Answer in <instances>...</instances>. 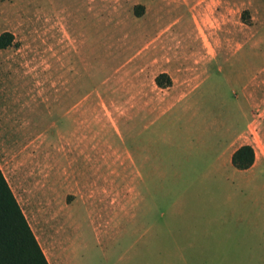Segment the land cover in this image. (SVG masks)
I'll use <instances>...</instances> for the list:
<instances>
[{"label": "rangeland", "instance_id": "rangeland-1", "mask_svg": "<svg viewBox=\"0 0 264 264\" xmlns=\"http://www.w3.org/2000/svg\"><path fill=\"white\" fill-rule=\"evenodd\" d=\"M0 39V170L49 264H264V166L257 191L222 204L233 217L209 239L204 218L173 215L151 186L157 228L139 240L128 154L141 122L126 93V80L150 84L170 67L209 73L206 108L248 123L243 141L264 161V0H0ZM125 119L126 162L108 160L123 153ZM117 185L126 222L113 237L82 196Z\"/></svg>", "mask_w": 264, "mask_h": 264}, {"label": "crops", "instance_id": "crops-1", "mask_svg": "<svg viewBox=\"0 0 264 264\" xmlns=\"http://www.w3.org/2000/svg\"><path fill=\"white\" fill-rule=\"evenodd\" d=\"M161 74L168 76L170 86L159 88L156 76L150 84L142 76L137 81L126 80V93L137 97V116L141 122L137 149H129L128 154L130 161L138 163L139 240L154 236L157 228L152 221L157 208L156 202L152 203L153 185L155 197L169 202L168 210L173 215L204 218L202 236L209 239L217 219L233 217V211L221 210L222 204L227 206L236 196L258 190L253 177L264 161L258 162L254 153L250 168L238 170L232 164L233 154L242 146H249L243 140L250 139V125L238 128L232 120H220L206 108L205 84L210 80L209 73L200 76L188 70L177 73L170 67ZM257 78L253 76L242 87V98L247 103V96L253 93L248 92V86L252 90ZM252 103L247 105L253 108ZM125 133L126 119L122 132L123 153L108 155V160L126 162ZM111 173L114 177L126 178V169ZM106 194L105 198L97 197L91 202L82 196V203L95 207L100 220L104 219L103 212H107L104 229L106 235L112 231L114 237L120 224L126 222V186L108 187Z\"/></svg>", "mask_w": 264, "mask_h": 264}, {"label": "trees", "instance_id": "trees-1", "mask_svg": "<svg viewBox=\"0 0 264 264\" xmlns=\"http://www.w3.org/2000/svg\"><path fill=\"white\" fill-rule=\"evenodd\" d=\"M6 44L0 39V49ZM155 83L159 88L171 84L166 74L156 76ZM253 162L254 151L250 146H242L232 156V164L238 170L250 168ZM0 264H49L1 170Z\"/></svg>", "mask_w": 264, "mask_h": 264}]
</instances>
